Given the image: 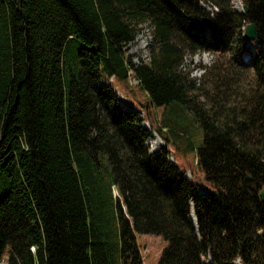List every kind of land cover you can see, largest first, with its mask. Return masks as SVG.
Here are the masks:
<instances>
[{
    "label": "trees",
    "instance_id": "16d2710c",
    "mask_svg": "<svg viewBox=\"0 0 264 264\" xmlns=\"http://www.w3.org/2000/svg\"><path fill=\"white\" fill-rule=\"evenodd\" d=\"M231 1L0 0V260L143 264L136 232L166 241L157 264H264V0ZM199 51L216 58L197 79ZM129 76L197 118L205 193L103 82Z\"/></svg>",
    "mask_w": 264,
    "mask_h": 264
},
{
    "label": "rangeland",
    "instance_id": "374dc122",
    "mask_svg": "<svg viewBox=\"0 0 264 264\" xmlns=\"http://www.w3.org/2000/svg\"><path fill=\"white\" fill-rule=\"evenodd\" d=\"M231 5L240 7V0H232ZM208 9L207 6H204ZM211 10L213 8L210 7ZM143 26L135 39L126 46V51L134 63L147 61L150 47V34ZM250 53L242 54L244 63L254 51L253 42L247 43ZM215 54L199 51L196 54L184 58V69L189 70L193 78H201L204 72L202 66L209 67ZM229 59V56L225 57ZM250 58V57H249ZM240 70V69H239ZM241 71L246 79L250 78V71ZM110 84L116 93L117 101L126 110L135 112L140 119L138 124L146 131L148 137L145 145L149 153L157 154L161 150L168 151V160L180 167L184 176L198 189L203 188V172L197 164L198 150L203 143V130L194 114L184 105L172 103L167 106H156L151 104L147 94L137 85V80L129 76L127 82L109 79ZM128 107V108H126ZM113 193L119 197L114 188ZM136 244L139 248L143 264H157L166 241L154 234L134 233ZM7 248L4 250L0 264H6ZM239 264L237 261L233 264Z\"/></svg>",
    "mask_w": 264,
    "mask_h": 264
},
{
    "label": "water",
    "instance_id": "95a60500",
    "mask_svg": "<svg viewBox=\"0 0 264 264\" xmlns=\"http://www.w3.org/2000/svg\"><path fill=\"white\" fill-rule=\"evenodd\" d=\"M237 11L240 13H245L247 11V6L244 4H241L240 9ZM243 29H244V33H243L244 39L248 41V43L253 42L257 39L258 33H257V29L254 23L246 24ZM259 196H260L261 201L264 202V188L260 190ZM192 219L195 222L193 217Z\"/></svg>",
    "mask_w": 264,
    "mask_h": 264
},
{
    "label": "bare ground",
    "instance_id": "6f19581e",
    "mask_svg": "<svg viewBox=\"0 0 264 264\" xmlns=\"http://www.w3.org/2000/svg\"><path fill=\"white\" fill-rule=\"evenodd\" d=\"M240 5H241V3H240ZM234 8L237 9V10L240 9V7H239L238 5H234ZM247 58L249 59L248 56H247ZM248 59H247L246 61H248ZM126 108H128V107H126ZM198 191H199V192H203V193L206 192L203 188H199ZM191 216L193 217V215H191ZM193 218H194V217H193ZM235 264H237V263H235Z\"/></svg>",
    "mask_w": 264,
    "mask_h": 264
}]
</instances>
